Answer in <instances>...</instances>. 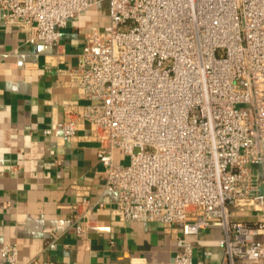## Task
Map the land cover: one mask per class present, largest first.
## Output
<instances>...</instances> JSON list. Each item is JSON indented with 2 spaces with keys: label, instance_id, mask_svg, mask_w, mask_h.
I'll use <instances>...</instances> for the list:
<instances>
[{
  "label": "built area",
  "instance_id": "obj_1",
  "mask_svg": "<svg viewBox=\"0 0 264 264\" xmlns=\"http://www.w3.org/2000/svg\"><path fill=\"white\" fill-rule=\"evenodd\" d=\"M100 1L0 0V17L29 43L58 46L61 28ZM105 1L109 21L62 70L78 97L45 132L73 138L90 124L114 218L178 229L170 264H206L190 236L210 226L222 229V264H264V220L231 211L264 209V0ZM0 264L46 263L5 242Z\"/></svg>",
  "mask_w": 264,
  "mask_h": 264
},
{
  "label": "crops",
  "instance_id": "obj_2",
  "mask_svg": "<svg viewBox=\"0 0 264 264\" xmlns=\"http://www.w3.org/2000/svg\"><path fill=\"white\" fill-rule=\"evenodd\" d=\"M109 19V3L101 0L61 28L60 44L52 46L27 42L0 17V247L15 243L22 261L170 264L178 249V229L114 218L116 194L105 190L99 142L88 122L73 138L45 132L61 126L63 101L78 97L62 70L75 66L90 28ZM231 211L250 224L264 220V209ZM76 216L85 225L82 232L71 228ZM221 236L218 226L191 235L195 258L222 264ZM258 238L264 240V230Z\"/></svg>",
  "mask_w": 264,
  "mask_h": 264
},
{
  "label": "rangeland",
  "instance_id": "obj_3",
  "mask_svg": "<svg viewBox=\"0 0 264 264\" xmlns=\"http://www.w3.org/2000/svg\"><path fill=\"white\" fill-rule=\"evenodd\" d=\"M128 160L126 159L124 162H127Z\"/></svg>",
  "mask_w": 264,
  "mask_h": 264
}]
</instances>
